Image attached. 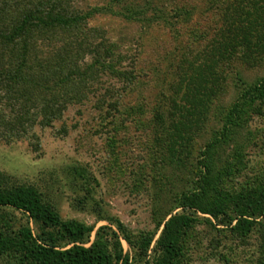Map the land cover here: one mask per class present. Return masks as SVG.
I'll return each mask as SVG.
<instances>
[{"label":"rangeland","instance_id":"1","mask_svg":"<svg viewBox=\"0 0 264 264\" xmlns=\"http://www.w3.org/2000/svg\"><path fill=\"white\" fill-rule=\"evenodd\" d=\"M76 5L92 13L90 26L133 59L125 66L133 67L136 79L116 89L120 105L114 113H106L107 105L101 109L94 95L69 106L50 127H37L38 148L28 139H0L1 177L9 187H35L63 219L92 227L85 245L102 226L117 230L109 218L118 219L135 242L146 233L156 239L163 222L179 211L176 199L193 187L199 153L222 129L221 118L238 102V91L264 79V0ZM246 121L214 156L230 171L223 181L230 192L264 180V114ZM4 213L14 228L29 225L36 233L37 225L24 214ZM211 223L202 221L189 234L183 264H264L263 229L238 238ZM122 245L138 258L124 240ZM0 264L15 261L5 254Z\"/></svg>","mask_w":264,"mask_h":264},{"label":"trees","instance_id":"2","mask_svg":"<svg viewBox=\"0 0 264 264\" xmlns=\"http://www.w3.org/2000/svg\"><path fill=\"white\" fill-rule=\"evenodd\" d=\"M91 16L76 0H0L1 140L28 139L38 148L37 127H50L69 106L94 95L101 109L107 105V114L118 110V91L136 79L133 67L128 68L133 59L102 29L89 25ZM238 94V102L221 118L222 129L199 153L193 187L176 199L179 211L163 222L156 239L146 233L135 242L118 219L109 218L117 230L102 226L85 245L92 227L63 219L35 187H9L0 173V255H12L15 264H183L186 239L202 221L212 225L213 219L224 228L219 231L238 238L257 226L264 230V180L230 192L223 187L230 171L214 157L246 119L264 114V79ZM177 124L169 128V139ZM6 209L27 216L37 225L36 233L29 225L14 228ZM122 240L138 258L124 251Z\"/></svg>","mask_w":264,"mask_h":264}]
</instances>
